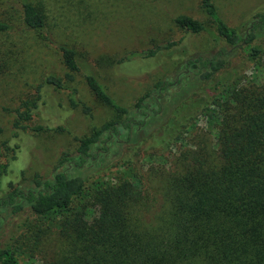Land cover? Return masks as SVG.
Segmentation results:
<instances>
[{
  "label": "trees",
  "instance_id": "1",
  "mask_svg": "<svg viewBox=\"0 0 264 264\" xmlns=\"http://www.w3.org/2000/svg\"><path fill=\"white\" fill-rule=\"evenodd\" d=\"M16 1L24 25L44 31L33 3ZM200 5L215 27L213 41L224 46L189 55L185 71L156 81L132 107L84 73L116 119L76 137V156L60 157L50 177L21 172L14 182L7 179L14 157L0 163V220L27 211L45 224L38 238L48 235L51 246L41 264H264V46L252 45L264 40V13L236 29L213 0ZM174 22L193 34L209 32L190 16ZM57 48L67 73L44 81L65 90L75 108L77 54ZM34 108L21 105L14 129L41 130L27 124ZM71 161L75 172L67 169ZM0 264H18L10 244L0 247Z\"/></svg>",
  "mask_w": 264,
  "mask_h": 264
},
{
  "label": "rangeland",
  "instance_id": "2",
  "mask_svg": "<svg viewBox=\"0 0 264 264\" xmlns=\"http://www.w3.org/2000/svg\"><path fill=\"white\" fill-rule=\"evenodd\" d=\"M41 13L45 29H28L16 0H0V163L7 164V179L22 176L50 177L63 155L76 156V137L87 136L92 127L116 119L115 113L89 90L84 73L94 75L120 105L132 107L158 80H174L185 71V59L194 53L217 51L216 30L201 10L200 0H29ZM220 17L240 29L252 13H264V0H213ZM202 21L209 32L193 34L176 25V16ZM58 45L77 54L81 68L74 74L73 107L65 90L45 84L53 74L62 78L65 68ZM264 46V40L252 42ZM246 49L239 50L237 60ZM155 51L152 57H146ZM255 75L249 69L246 78ZM23 103L35 104L30 127L39 132L16 130V111ZM87 108V112L83 109ZM21 111V109H20ZM203 120L198 127H204ZM58 129V130H56ZM7 147V148H6ZM15 149V152L10 149ZM67 169L75 172L74 161ZM115 171V170H114ZM158 186L157 178L153 181ZM157 189V188H156ZM141 190L144 189L141 187ZM27 211L0 220V247L13 246L18 264H41L50 253L49 237L38 238L43 224ZM43 227V228H42ZM53 248V246L51 247Z\"/></svg>",
  "mask_w": 264,
  "mask_h": 264
}]
</instances>
